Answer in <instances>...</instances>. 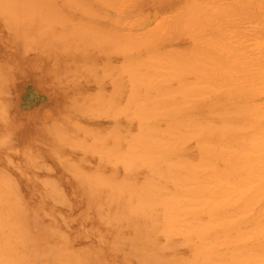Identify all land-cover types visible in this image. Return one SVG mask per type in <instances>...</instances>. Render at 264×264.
<instances>
[{
  "label": "bare ground",
  "instance_id": "1",
  "mask_svg": "<svg viewBox=\"0 0 264 264\" xmlns=\"http://www.w3.org/2000/svg\"><path fill=\"white\" fill-rule=\"evenodd\" d=\"M0 264H264V0H0Z\"/></svg>",
  "mask_w": 264,
  "mask_h": 264
}]
</instances>
